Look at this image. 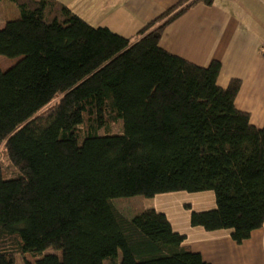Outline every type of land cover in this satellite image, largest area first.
<instances>
[{"label":"trees","instance_id":"trees-1","mask_svg":"<svg viewBox=\"0 0 264 264\" xmlns=\"http://www.w3.org/2000/svg\"><path fill=\"white\" fill-rule=\"evenodd\" d=\"M0 28V264H212L153 206L117 197L213 191L190 225L264 226V123L236 107L237 77L159 44L197 3L176 0L123 36L59 0H8ZM118 127V130H114ZM187 209L190 206L186 205ZM52 247L51 251L45 249Z\"/></svg>","mask_w":264,"mask_h":264},{"label":"crops","instance_id":"crops-1","mask_svg":"<svg viewBox=\"0 0 264 264\" xmlns=\"http://www.w3.org/2000/svg\"><path fill=\"white\" fill-rule=\"evenodd\" d=\"M93 26H105L123 36L143 25L176 0H59ZM159 44L200 65L221 63L217 82L226 86L237 77L241 86L237 108L250 114L253 124L264 123V0H215L197 3L166 25ZM248 88L249 99L243 97ZM246 102L253 103L248 107ZM153 207L166 214L172 228L185 235L184 244L212 264H264V226L242 243L230 229L205 230L190 225V211L215 206L213 191L165 192L155 195ZM191 204L186 209L184 204ZM197 204H193V203Z\"/></svg>","mask_w":264,"mask_h":264},{"label":"rangeland","instance_id":"rangeland-1","mask_svg":"<svg viewBox=\"0 0 264 264\" xmlns=\"http://www.w3.org/2000/svg\"><path fill=\"white\" fill-rule=\"evenodd\" d=\"M15 17H18V10L17 8L8 0H0V28L4 25V22L7 19H13ZM17 59L16 58H9L7 56H0V67L3 69H6L13 63H15ZM248 88L245 89L243 97L245 99H249L252 102L251 97L249 96ZM245 105L248 107L253 106V103L246 102ZM114 130H118V127H114ZM153 199L152 198H146L141 194H136L132 196H126V197H117L113 199V203L119 207L121 210H123L128 215H134L136 213L141 212L146 207L153 206ZM197 204V203H193ZM186 205L190 206L191 204L186 202L184 204V207L187 209ZM192 210V209H191ZM53 249L52 247L45 249V252H49ZM23 259L20 255H18L15 259V264H23Z\"/></svg>","mask_w":264,"mask_h":264}]
</instances>
